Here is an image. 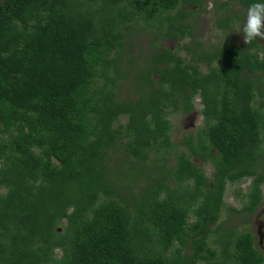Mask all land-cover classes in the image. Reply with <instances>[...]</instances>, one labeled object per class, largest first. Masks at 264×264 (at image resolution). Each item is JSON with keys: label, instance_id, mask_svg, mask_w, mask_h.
I'll return each instance as SVG.
<instances>
[{"label": "trees", "instance_id": "trees-1", "mask_svg": "<svg viewBox=\"0 0 264 264\" xmlns=\"http://www.w3.org/2000/svg\"><path fill=\"white\" fill-rule=\"evenodd\" d=\"M177 2L0 0V264H264L252 233L229 222L254 211L264 183V44L227 41L204 54L205 71L164 48L133 73L132 96H115L121 25L163 14L165 34L184 36ZM194 95L201 123L186 150L148 173V151L171 145L167 112ZM119 138L139 165L122 180L105 163ZM244 176L241 205L224 203L225 183Z\"/></svg>", "mask_w": 264, "mask_h": 264}, {"label": "rangeland", "instance_id": "rangeland-1", "mask_svg": "<svg viewBox=\"0 0 264 264\" xmlns=\"http://www.w3.org/2000/svg\"><path fill=\"white\" fill-rule=\"evenodd\" d=\"M237 7L235 0H194L192 2L178 0L176 6L169 13L175 17L176 22L182 21L188 25L185 29H188L189 32L184 33V36H180L173 28L168 30L169 35L165 34L167 32V22L163 14L149 21L136 19L122 24L121 46L117 53L119 59L118 73L121 76L116 80L115 96L122 98L125 95H133V73L148 62L149 55L153 52L164 48L176 50L178 55L183 56L185 62L196 63L199 70L205 71L207 61L204 54L214 52L218 46L227 41H232L240 46L243 42L241 28L246 18V12L239 11ZM180 12L183 13V18H180ZM225 13L237 15L238 18L231 19L230 25L222 30L216 25V20L217 17H222ZM259 42L264 44V41ZM214 62L212 60L210 63ZM258 101L261 100L256 97L254 103L257 104ZM192 102V108L188 111L167 112V118L171 124L169 130L171 145L161 147L157 151H148L147 158L142 166L144 170H148V173L154 174L158 165H161L162 169L173 167L174 154L178 150H186L183 138L188 134L194 136V130L201 123V116L198 111L200 108L198 95L193 96ZM124 120L125 116L120 115L117 122H123ZM123 143L124 138H119L108 149L105 158L107 170L116 180H122L124 176L128 179L130 173L135 169L139 171L138 160L133 159L126 153ZM262 148L264 150V144ZM189 159L201 167L205 175H210V163L197 155H189ZM129 160H133V163L129 164ZM131 177H133L132 174ZM249 180L248 176H244L238 181H227L223 192L224 203L239 207L244 199L243 194L247 189ZM143 182L144 175L138 173L137 180L132 185L133 190L138 192ZM260 187L261 198L254 211L245 218L236 214L233 219L234 222L229 221L234 223L236 229L242 227L249 230L254 236L255 244L259 249L260 247L264 248V236L258 239L257 232L262 229V224H264V183ZM191 218V216L188 217L189 220ZM213 237V234L208 235L207 243L209 245H215L212 242ZM184 251L189 252L190 250L185 247ZM56 254H58V250H56ZM194 264H202V262L197 261Z\"/></svg>", "mask_w": 264, "mask_h": 264}, {"label": "clouds", "instance_id": "clouds-1", "mask_svg": "<svg viewBox=\"0 0 264 264\" xmlns=\"http://www.w3.org/2000/svg\"><path fill=\"white\" fill-rule=\"evenodd\" d=\"M241 33L245 45L264 41V2H255L248 7Z\"/></svg>", "mask_w": 264, "mask_h": 264}, {"label": "flooded vegetation", "instance_id": "flooded-vegetation-1", "mask_svg": "<svg viewBox=\"0 0 264 264\" xmlns=\"http://www.w3.org/2000/svg\"><path fill=\"white\" fill-rule=\"evenodd\" d=\"M235 3L237 4V2L235 1ZM237 6H238V4H237ZM238 8V10L239 11H244V12H247V10L246 9H239L240 7L238 6L237 7ZM226 14V13H225ZM225 14H223V15H225ZM234 17H232L231 19H233ZM235 18H238V16L237 17H235ZM243 26V25H242ZM222 29V28H221ZM223 30V29H222ZM258 42L260 41V40H257ZM226 43V42H225ZM260 43V42H259ZM243 44V42L240 44V46ZM262 44V43H261ZM249 183V182H248ZM263 226H262V229L261 230H258L257 232L259 233V232H261L262 234H263V236H264V224H262ZM260 246V245H259ZM260 249H262V250H264V248H262V247H260Z\"/></svg>", "mask_w": 264, "mask_h": 264}, {"label": "water", "instance_id": "water-1", "mask_svg": "<svg viewBox=\"0 0 264 264\" xmlns=\"http://www.w3.org/2000/svg\"><path fill=\"white\" fill-rule=\"evenodd\" d=\"M263 238V234L261 232L258 233V239Z\"/></svg>", "mask_w": 264, "mask_h": 264}]
</instances>
